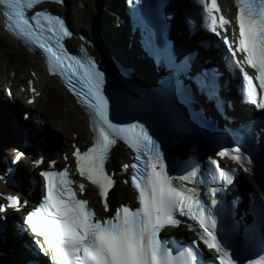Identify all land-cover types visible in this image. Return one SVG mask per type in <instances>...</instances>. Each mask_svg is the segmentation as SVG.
<instances>
[{
    "label": "snow or ice",
    "instance_id": "obj_1",
    "mask_svg": "<svg viewBox=\"0 0 264 264\" xmlns=\"http://www.w3.org/2000/svg\"><path fill=\"white\" fill-rule=\"evenodd\" d=\"M196 2L201 7V19L208 30L215 32L213 26L219 24L220 32L216 34L228 53L230 65L242 81L243 99L264 110V0H234L237 33L234 47L227 37L220 34L223 26L230 22L220 15L214 0ZM41 3L42 0H0L5 28L42 51L49 74L67 75L68 84L72 85L68 88L70 92L78 97L83 93L93 136L91 145L83 151L73 145L72 156L78 176L98 189L107 212V196L116 181L107 172L106 162L114 145L122 142L133 154L131 165H122L121 171L129 167L132 170L130 179L137 193V206L121 204L111 215L99 218L89 202L77 195L73 188L77 182L71 178L67 166L52 170L54 162L49 161V168L39 172L44 180L43 195L37 205L22 216L23 225L32 234L34 246L41 253L48 249L54 264H203L198 259L201 243L215 251L213 264H264V259L259 262L239 261L230 251V245L221 240L216 231V217L196 195L194 184L199 173L195 166L179 175L170 174L161 144L145 123L114 120L116 106L103 90L105 73L87 54L76 56L67 52L62 41L72 33L60 16L35 10ZM235 53H242V60L238 61ZM244 64L254 71L255 83L242 66ZM73 79L80 85V92H76ZM198 83L202 89L208 88L206 81ZM210 95L215 96L214 91H210ZM255 135L264 137V130L257 131ZM21 156L23 153H18L13 163ZM215 156H229L245 172L251 170L250 155L238 146L221 149ZM41 162L42 158L34 161L37 165ZM205 167L213 182H233L234 170H226L216 158L207 157ZM78 187L83 194L84 184L81 182ZM4 198L6 204L0 203V212L5 208L16 210L23 203L15 195ZM179 217L191 222L188 227L196 232L197 240H192L187 248L174 250L166 239L161 238V233L183 223Z\"/></svg>",
    "mask_w": 264,
    "mask_h": 264
},
{
    "label": "bare ground",
    "instance_id": "obj_2",
    "mask_svg": "<svg viewBox=\"0 0 264 264\" xmlns=\"http://www.w3.org/2000/svg\"><path fill=\"white\" fill-rule=\"evenodd\" d=\"M76 1L77 0H64L63 5H51V7L64 17H68L69 15H67V12L69 13L70 11L69 14L72 15L70 24L72 34L80 32L84 36L89 38L93 43L92 47L89 50L95 57L100 58V54L97 53L98 50L97 46L94 43V35L92 32L96 29V27H99V33H101L100 37L104 41L109 52L115 55V57L128 62L129 64L127 66L132 70V74L136 75L140 79L141 84L145 83V81L151 80L152 75L147 71L148 67L146 65H141V62H138L135 59V57L139 55L138 52L133 51L135 39L130 41L125 37L126 34L131 33L130 29L128 27L126 28V25L130 24L135 19L139 20L141 18L139 14L133 10L127 11L126 8L123 7L122 11H117V14L115 15L113 10L119 9V0H83L84 7L82 9L74 8V4ZM231 1L232 0H221L224 7L229 5ZM112 17H115L114 20H112ZM121 24H125L124 29L121 28ZM135 25H137V23H134V26ZM69 38L73 39V36L71 35ZM178 38L182 39L183 35H180ZM15 44L17 45V43ZM129 44L131 45V47L128 49L127 46ZM17 46V49L11 54H9V52L7 53L3 51L0 48V81H3V78L5 77L9 79L8 81H10L11 87H13V85L15 84L16 86H14V89L18 88L20 90V87L23 86L22 83L26 82L29 79H32L35 87L40 92V95L35 98V102L33 106H31V108L34 109L36 114L43 121L41 122L38 119L39 124H37V126L41 129V131L37 127L35 128L36 130L33 128L29 131L27 139L31 140L29 136L32 135L39 137L45 135L47 142L44 143V145L45 147H48L51 140L57 139L56 133L58 132L64 135L65 141L62 142V145L58 146V148L56 149L57 152L62 151L69 153L67 146L71 147V144H75L77 146H84L86 144L88 145L87 147H89L92 143L93 134L91 130L87 129L86 117L84 116V114L78 107L73 105L71 98L65 93V91L62 90L55 78L47 77L44 75L47 80L43 79V74L40 73V68L38 65L39 59L37 55L28 53L20 45ZM159 51L160 50L157 49V52ZM34 70H36L38 75V80L36 82L34 78H30V76H27V74L30 75V71L34 72ZM194 71L195 73H197L198 71V68L196 66L194 67ZM11 77L12 79H17V81L11 80ZM199 77L201 80L206 81V83L208 82L206 77H203V75H199ZM232 78H235V75H232ZM39 81H41L40 84ZM190 81L191 83L187 87V90H189V92H187L184 96L194 98L200 90V85H198V90H196V86L193 85L192 80H188V83ZM11 87L9 85L5 87L4 83L0 82V90L3 96L4 91L6 93V91H9L8 88ZM7 95L8 94H6V96ZM12 96H14V94L10 91V100L12 99ZM25 100V98L21 97V101L18 106H10V108L5 105L2 100L0 101V162L2 160L4 163H6L5 157H10V155L12 154V149H8L7 144L12 142L21 144L18 138H23L27 135V133L23 134V124L21 123V119H17L19 114L18 111L22 112L23 115L24 110L27 108V106L25 105ZM22 115L20 116V118H22ZM200 116L205 121L208 120L207 116L203 115V113L201 112ZM156 117L159 119L161 118V116L159 115H157ZM156 121H158V119ZM151 124L153 132H156V125L153 119L151 121ZM158 131L159 129H157V132ZM2 137H8L10 139L9 141H5ZM127 155L128 152L126 150L120 147L113 148L111 150V155L109 158V165H111L109 166V169H112L119 161L126 158ZM46 157H50V154L47 153ZM56 158V161H59L62 166L65 165L64 161H61L62 157L60 156V154H58ZM20 163L18 166L20 171L19 175L22 176L21 174L23 173V171L25 169H29L30 160L26 158L24 160H21ZM60 169V165H57L55 167V170ZM200 176H202L203 180L208 179L204 174ZM197 181L203 183V181L200 179H197ZM208 181L211 182L212 179L209 178ZM21 183H23V181H21ZM206 185L207 186L205 187L209 189V193L212 194L210 183H207ZM84 191H86L85 188ZM238 191H241L242 194L244 193L240 188L238 189ZM196 195L202 200L204 199L203 195L199 191H196ZM128 196H131L130 189L128 187L125 188V186L119 185L117 187L116 194L111 199V201L123 202L124 198H127ZM84 197L89 199L92 205H96V197L92 189H89ZM207 202H210V204H214L212 210H219V202ZM246 203L247 202H242L240 204H242V206H245ZM12 224L14 225V223ZM177 240L178 239L175 238L168 239L169 245L174 250L176 249L173 246L177 244ZM201 259L203 260L204 258L201 257ZM206 263H209L208 260H206Z\"/></svg>",
    "mask_w": 264,
    "mask_h": 264
},
{
    "label": "clouds",
    "instance_id": "obj_3",
    "mask_svg": "<svg viewBox=\"0 0 264 264\" xmlns=\"http://www.w3.org/2000/svg\"><path fill=\"white\" fill-rule=\"evenodd\" d=\"M63 2H64V0H62V4H55V3H53V2H47V3H45L44 5H43V8L45 9V10H47V11H49V12H51V13H54V14H59L61 17H62V19L65 21V19L64 18H66V17H64V16H62L60 13H58V12H56L52 7H51V5H59V6H61V5H63ZM74 6H75V4H74ZM76 8V7H75ZM118 10V12H121L122 11V9H121V7L119 6V9H116V11ZM117 13V12H116ZM68 20V19H67ZM65 24H66V22H65ZM71 24V23H70ZM66 26H67V24H66ZM68 27V26H67ZM68 29H69V31L72 33V29L70 28V27H68ZM93 32H95V33H97L99 36H100V34L101 33H99V27H96V29L95 30H93ZM78 34H82V33H80V32H77ZM76 33H74V34H72V36L73 35H75ZM83 35V34H82ZM84 36V35H83ZM98 36V37H99ZM7 37V36H6ZM86 37V36H85ZM8 38V37H7ZM87 38V37H86ZM100 38V42H102L103 40H102V38L101 37H99ZM9 39H11V38H9ZM88 40H90L89 38H87ZM12 40V39H11ZM13 41V40H12ZM14 43H17V45H19V43L17 42V41H13ZM95 43V42H94ZM103 44H105L104 43V41L102 42ZM96 45V44H95ZM24 49V48H23ZM108 49V48H107ZM33 55H37V54H33ZM0 93H1V90H0ZM0 97H1V100L3 101V99L6 97V94H5V91H4V96L2 95V93H1V95H0ZM3 98V99H2ZM13 107H17V106H15L14 104L12 105ZM17 119L18 120H20V118H18L17 117ZM34 124V123H33ZM33 124L30 126V130H32L33 128L35 129L36 127L35 126H33ZM28 126V125H27ZM36 130V129H35ZM38 132V131H37ZM37 139H39V136H34V137H32L31 138V141H36ZM2 161V160H1Z\"/></svg>",
    "mask_w": 264,
    "mask_h": 264
},
{
    "label": "rangeland",
    "instance_id": "obj_4",
    "mask_svg": "<svg viewBox=\"0 0 264 264\" xmlns=\"http://www.w3.org/2000/svg\"><path fill=\"white\" fill-rule=\"evenodd\" d=\"M74 8H75V6H74ZM69 13H70V11H69ZM68 12H67V15H69L68 17H66L67 19H68V21L71 23V18H72V15L71 14H69ZM17 45L11 40V39H9V38H7L5 35H3L2 33H1V31H0V48L3 50V51H5V52H9V54H11L13 51H15L16 49H17ZM8 48V49H7ZM34 72H35V74H37V72H36V70H34ZM10 77V76H9ZM11 80H16L17 81V79H12L11 78ZM30 80H32V79H30ZM0 82H2V81H0ZM0 95H1V93H0ZM19 117H20V114H19ZM61 136V137H60ZM62 139V142H64L65 141V138H64V135L62 134V133H59V140H61ZM59 143H60V141H59ZM116 189H117V187H116Z\"/></svg>",
    "mask_w": 264,
    "mask_h": 264
},
{
    "label": "water",
    "instance_id": "obj_5",
    "mask_svg": "<svg viewBox=\"0 0 264 264\" xmlns=\"http://www.w3.org/2000/svg\"><path fill=\"white\" fill-rule=\"evenodd\" d=\"M75 7H76L77 9H82V8L84 7L83 0H77V1L75 2ZM226 17H227V18L229 19V21L231 22L230 16L226 15ZM64 19H65V22H66L67 26L71 28V26H70V22L67 20V18H64Z\"/></svg>",
    "mask_w": 264,
    "mask_h": 264
}]
</instances>
